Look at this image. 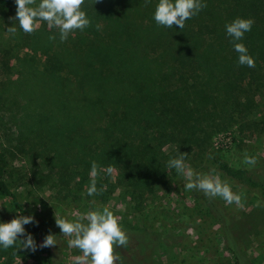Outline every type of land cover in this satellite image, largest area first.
I'll return each instance as SVG.
<instances>
[{
    "label": "rangeland",
    "instance_id": "374dc122",
    "mask_svg": "<svg viewBox=\"0 0 264 264\" xmlns=\"http://www.w3.org/2000/svg\"><path fill=\"white\" fill-rule=\"evenodd\" d=\"M262 4L264 0L216 3L224 20L230 11H234V19L254 20L252 30L239 42L255 58V68L238 64V54L232 41L226 42L227 37L216 53L217 62L223 65L216 79L210 74L215 63L208 60L212 68H206L195 54H190L189 60L164 54L159 65L150 63L149 71L128 64L123 85L111 87L115 100H106L100 112L85 117L95 121L76 130L75 122L81 119L78 102L88 95L89 84L85 71L75 66V43L59 42L65 44V50L56 47L52 53L57 54L61 66L53 76L48 75L46 57L54 55L42 57L37 51L45 52L41 44L37 49L15 51L22 43L35 44V35L29 37L19 29L10 19L16 8L7 4V14L0 11V53H11L10 69L0 76V155L6 161L8 185L57 236L59 244L51 247L50 256L39 247L35 253L19 250L15 256L14 249L0 248V263L72 264V258L82 253L68 247L69 238L61 236L55 216L75 221L90 210L107 207L120 218L124 229L125 224L140 228L138 240L142 244L130 241L129 248L120 250L124 264H264V199L230 179L210 159L214 152L249 169L264 163V14L239 11ZM13 23L16 36L6 32ZM41 27L48 26L42 23ZM21 35L26 36L22 41L18 38ZM97 60L102 61L101 56ZM116 62L124 64L123 60ZM235 64L239 68L229 73L228 67ZM177 68L182 70L177 73ZM152 81L162 88L168 86V92L177 98L185 96L188 108L198 113L154 117L142 120V131L127 132L123 137L119 129H113L117 135H110L111 114L120 119L128 110L134 111L130 117L135 127L136 116L148 113L141 110L140 103L144 83ZM91 93L98 96L96 88ZM151 105L159 104L153 101ZM90 142L94 146H89ZM139 142L144 149L127 151L124 147ZM110 144L118 146L112 149ZM180 152L188 153L186 163L196 173L226 181L241 195L243 207L215 198L222 210L219 214L197 191H187L184 177L167 167ZM245 154L256 157L255 166L244 164ZM93 161L99 166L97 187H107L101 195L88 196ZM109 166L111 174L106 171ZM18 214L11 198L0 193V222H10ZM25 229L37 245L43 243L30 224Z\"/></svg>",
    "mask_w": 264,
    "mask_h": 264
},
{
    "label": "trees",
    "instance_id": "16d2710c",
    "mask_svg": "<svg viewBox=\"0 0 264 264\" xmlns=\"http://www.w3.org/2000/svg\"><path fill=\"white\" fill-rule=\"evenodd\" d=\"M157 2L158 0H150L146 6L145 0H100V2L96 4L95 0H85L84 10L92 22L91 26L83 32H75L67 39L68 43H75V66L79 70L85 71L86 76H88L86 83L89 84L88 95L78 102L80 104L79 115L81 119L75 122V130L76 128L80 129L84 123L88 124L94 122L95 120H87L85 117L89 114L94 115L100 112L106 100L109 102L115 100L114 96L116 93L113 97L111 96V87L123 85V76L126 73L125 69L128 64H131L134 68H136L137 64L138 70L149 71L152 70L150 63L153 62L159 65L164 54H171L169 58L177 57L184 59L187 57L188 60L190 54H195L196 58L200 60L201 65L205 63L206 68H212L211 65L208 64V60L215 63V67L210 69V74L214 75L213 78L216 77L217 70L223 67L222 63L220 65L219 62H217L216 53L219 51L221 43L226 37V42L232 41L231 37L226 34L225 25L233 21V17L235 16L234 11H230V15L224 20L221 15L222 11L216 6V3H219L220 0H203V2L207 4V7L194 18L187 20L182 30H180L178 26L167 29L157 26L153 19ZM0 4V11H2V13L5 12L7 14V10H9L6 9L7 4L8 7H10L9 4H12V6L16 8L13 0H0ZM239 11H242L241 13L244 15H260L264 14V6L262 4V7L253 9L251 7H245ZM97 24L101 26L99 30L96 28ZM53 33L57 36L56 38H59L58 30L50 29L49 27H41L32 34L35 35V44L22 43V45L16 47L15 51L18 52V49L23 47H28L30 50L31 48L37 49L36 45L41 44V47L45 48V52L40 49H37V51L40 52L42 57H46L47 54L54 52L56 47H60V50H65V44L59 43L60 40H49V36L53 35ZM0 34H3L2 29ZM27 36L31 37V34ZM24 37L26 36H18L21 41ZM57 42L58 44H56ZM86 42H89V45L81 46V44ZM12 47L15 48V46ZM52 54L54 56L49 58L46 57V60L50 63L48 67V73L50 74L48 75L51 76H53L54 71L61 66L60 59L56 57L57 54ZM8 55L11 57L10 51L7 50L0 53V57L2 58L0 76H3L10 69V58ZM204 55L207 57L203 58L202 56ZM100 56L102 61L97 60ZM118 59L123 60L124 64L118 65L116 62ZM166 59L167 58L164 59L165 62ZM170 66L171 65H167V67ZM228 68L230 70L229 73L233 74V71L239 68V66L235 64L233 67L230 66ZM181 70L182 68H177L176 72L178 73V71ZM153 82L154 81H152L150 85H148V82L144 83L145 94L140 103L141 110H146L148 113L136 116L138 122L135 127L132 125V121L134 120L130 117V114L134 111L128 110L120 119H116L114 114H111L110 123H108L110 135H117L113 133V129H119L118 134L121 133L123 137L126 136L127 132L142 131V120L151 121L155 119L154 117H163L164 115L171 117L175 114L198 113V111L188 108V100L185 96L177 98L168 92V86L162 88L158 83ZM147 86L150 87L147 88ZM79 87L83 86L79 83ZM92 88L97 89V97H93L91 93ZM196 96L201 102L202 99L200 94L196 93ZM153 101L159 105L150 108L152 106L151 102ZM131 139L136 141L134 138ZM88 145L94 146L91 142L88 143ZM107 146L108 145H104L105 148ZM111 146L112 149H114L118 144H110V147ZM124 147L127 151H132L136 148L144 149V145L140 142L133 145L126 144ZM210 159L217 168L230 179L245 186L249 190L255 192L260 198L264 199V163L257 168L249 169L233 165L224 157L214 152H211ZM5 162L4 158L0 155V193L11 198L12 204L19 214L34 215V219L38 221V224H30V226L43 241L50 231L39 217L22 204L17 193L8 185L6 181L7 169ZM197 194L212 207L213 210L219 214L222 213L215 199H209L202 192H198ZM125 230L129 236V243L130 241H138L137 243H139L140 228H133L125 224ZM141 244L140 242L138 245ZM121 248L122 247L117 248L116 251L120 253ZM51 249L52 248H44L48 256L52 254ZM123 262H125V257H123ZM47 263L53 264L51 261Z\"/></svg>",
    "mask_w": 264,
    "mask_h": 264
},
{
    "label": "clouds",
    "instance_id": "9594fccd",
    "mask_svg": "<svg viewBox=\"0 0 264 264\" xmlns=\"http://www.w3.org/2000/svg\"><path fill=\"white\" fill-rule=\"evenodd\" d=\"M100 0H95V4ZM150 0H145V4ZM16 14L10 19L16 22L19 29L25 34L35 33L42 23L50 29H56L60 41L66 42L70 35L77 31L83 32L91 26V20L84 10L85 0H15ZM207 4L203 0H158L153 19L157 26L172 29L178 26L180 30L185 27L186 21L197 16ZM254 20L251 18H235L225 25L227 36L231 37L234 51L238 54V64L255 68V58L242 41L245 34L252 30ZM97 24V30L100 29ZM7 33L17 34V27L13 23L7 28ZM50 41L56 40L55 35L49 36ZM188 153L180 154L167 162L169 169H175L177 174L187 181L184 185L187 191L202 192L209 199L220 198L227 205L235 203L243 207L242 197L233 192L231 186L220 178L196 173L187 163ZM244 164L255 166L256 157L244 156ZM108 174L113 172L109 166ZM99 166L92 162L90 186L88 196L101 195L106 185L97 187L96 177ZM38 224L34 215L18 214L10 222H0V248L7 251L14 249L13 255L19 250L35 253L38 249L51 248L59 244L57 236L49 233L43 243L37 245L31 233H27L25 225ZM55 224L61 231V236L68 237L69 248L78 249L81 255L72 258V264H124L123 257L117 248H126L129 245V236L123 228L120 218L113 211L103 209L90 210L75 221L66 218H57Z\"/></svg>",
    "mask_w": 264,
    "mask_h": 264
}]
</instances>
